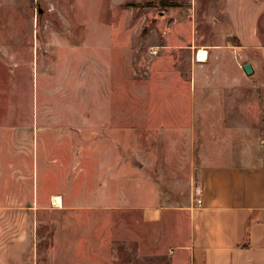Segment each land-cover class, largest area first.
Segmentation results:
<instances>
[{
	"label": "rangeland",
	"instance_id": "obj_1",
	"mask_svg": "<svg viewBox=\"0 0 264 264\" xmlns=\"http://www.w3.org/2000/svg\"><path fill=\"white\" fill-rule=\"evenodd\" d=\"M261 153L264 0H0L9 264H51L56 237L84 249L77 229L94 219L103 264H174L198 169ZM111 192L155 202L160 218L88 208Z\"/></svg>",
	"mask_w": 264,
	"mask_h": 264
},
{
	"label": "crops",
	"instance_id": "obj_2",
	"mask_svg": "<svg viewBox=\"0 0 264 264\" xmlns=\"http://www.w3.org/2000/svg\"><path fill=\"white\" fill-rule=\"evenodd\" d=\"M198 177L197 186L203 188V204L196 207L192 202L188 206L190 214L186 241L180 245L178 253L175 252L173 263L264 264V153L245 156L236 163L204 165L198 169ZM119 200L111 192L107 199L97 197L94 205L88 208L95 211L140 207L144 220L149 222L157 221L161 216L162 211L156 207L155 202L147 201L141 205L134 200ZM86 223L88 230L77 229L84 234V249L70 243L67 245L68 241L63 245V241L59 242L56 237L51 249V264H103L102 222L94 219ZM69 226H63V238L76 231L68 229ZM89 242V246L93 242V248L86 247ZM12 247L18 249L16 242ZM0 255L1 264H9L1 244ZM2 255L5 257L2 258ZM79 257L83 260L80 261ZM20 258L18 252L16 259L19 261ZM31 264L38 263L31 261Z\"/></svg>",
	"mask_w": 264,
	"mask_h": 264
},
{
	"label": "built area",
	"instance_id": "obj_3",
	"mask_svg": "<svg viewBox=\"0 0 264 264\" xmlns=\"http://www.w3.org/2000/svg\"><path fill=\"white\" fill-rule=\"evenodd\" d=\"M202 193H203V188L201 186H197L194 194V201H193L194 206L198 207L203 204Z\"/></svg>",
	"mask_w": 264,
	"mask_h": 264
},
{
	"label": "bare ground",
	"instance_id": "obj_4",
	"mask_svg": "<svg viewBox=\"0 0 264 264\" xmlns=\"http://www.w3.org/2000/svg\"><path fill=\"white\" fill-rule=\"evenodd\" d=\"M205 59H207V51H206L205 49L200 50V52H199V54H198V60L203 61V60H205ZM54 202H55V204H57V205H61V204H62V198H61V196H59V195H55V196H54Z\"/></svg>",
	"mask_w": 264,
	"mask_h": 264
},
{
	"label": "water",
	"instance_id": "obj_5",
	"mask_svg": "<svg viewBox=\"0 0 264 264\" xmlns=\"http://www.w3.org/2000/svg\"><path fill=\"white\" fill-rule=\"evenodd\" d=\"M243 69H244V71L246 72L247 75H252L254 73V71H255L252 63H250V62L245 63L243 65Z\"/></svg>",
	"mask_w": 264,
	"mask_h": 264
}]
</instances>
